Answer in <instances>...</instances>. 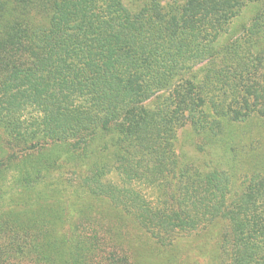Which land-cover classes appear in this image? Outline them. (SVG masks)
<instances>
[{
    "label": "trees",
    "instance_id": "1",
    "mask_svg": "<svg viewBox=\"0 0 264 264\" xmlns=\"http://www.w3.org/2000/svg\"><path fill=\"white\" fill-rule=\"evenodd\" d=\"M260 118L264 0H0V264H134L105 204L158 250L221 222L219 264H264V158L227 166Z\"/></svg>",
    "mask_w": 264,
    "mask_h": 264
},
{
    "label": "rangeland",
    "instance_id": "2",
    "mask_svg": "<svg viewBox=\"0 0 264 264\" xmlns=\"http://www.w3.org/2000/svg\"><path fill=\"white\" fill-rule=\"evenodd\" d=\"M192 137L193 132L189 124L178 130L175 146L184 162L195 159L197 154L190 141ZM232 137L236 141L235 150L231 154L227 153V157L236 151V159L234 162L230 161L227 166L229 170L234 171L231 172L234 173L236 184L239 185L243 179V174L250 172L249 169L251 170L256 165L258 169L261 168V160L264 158V119H254L242 124L240 128L236 129V133ZM17 176H19V170L10 167L6 173V185L12 184ZM107 178L113 182L122 183V177L120 178L115 172L108 174ZM132 184L150 202L155 201L154 190L139 183L134 182ZM9 205L12 204L5 205L2 202L0 211L9 208ZM101 209L108 217L113 215L115 222L125 224L131 232L130 243L134 264H219L218 234L223 225L221 222L210 231L205 230L197 235L183 237L173 243L166 242L168 246H159L160 249L158 250L157 244L150 238L149 232L145 230V232L142 231L143 234H138V226L129 218L128 214L120 210L117 211L106 204ZM175 256H178L179 259H176Z\"/></svg>",
    "mask_w": 264,
    "mask_h": 264
}]
</instances>
